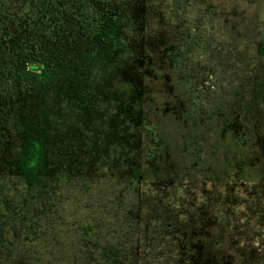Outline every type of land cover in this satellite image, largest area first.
<instances>
[{
    "label": "trees",
    "instance_id": "trees-1",
    "mask_svg": "<svg viewBox=\"0 0 264 264\" xmlns=\"http://www.w3.org/2000/svg\"><path fill=\"white\" fill-rule=\"evenodd\" d=\"M159 5L0 0V264H205L206 235L217 226L233 234L235 264L238 258L239 264H264V182H242L255 158L241 151L256 147L264 156V59L244 71L238 91L220 79L212 84V75L197 66L194 108L208 115L216 143L229 149L233 182L167 198L180 191L168 180L159 182L164 198L132 206L125 200L124 185L142 190L149 169L171 162L157 125L143 102H135L154 76L153 46L169 67L187 62L179 47L147 36ZM111 73L132 96L113 102L106 121ZM58 97L68 101L75 119L64 118L54 129L47 102ZM138 142L141 154L132 148ZM197 144L186 140L182 150ZM203 150L195 154L196 169L210 164ZM142 153L144 170L134 173ZM47 170L65 177L67 194L85 211L66 239L54 226V207L35 194ZM211 171L226 173L224 166Z\"/></svg>",
    "mask_w": 264,
    "mask_h": 264
},
{
    "label": "rangeland",
    "instance_id": "rangeland-1",
    "mask_svg": "<svg viewBox=\"0 0 264 264\" xmlns=\"http://www.w3.org/2000/svg\"><path fill=\"white\" fill-rule=\"evenodd\" d=\"M159 1L155 17L148 21L147 36L150 40L158 38L165 46L179 47L187 56V62L179 67H169L162 60L157 46H153L154 76L144 81L142 99L135 102H143L147 117L157 125L171 162L169 166L161 164V168H158L160 162L158 166L149 169L142 190H137L133 185L129 187L124 185L127 194L125 200L131 206L144 198L145 203L157 201L156 198H164L159 182L169 180L174 188H180L179 193L172 191L167 194V198L172 194L173 197H183L188 191L201 190L204 185L208 188L226 187L228 183L233 182L235 171L232 172L233 167H229L225 160L229 149L224 143H216L217 133L208 115L194 108V100L198 96L195 86V76L198 75L196 71L199 68L204 76L212 75L210 77L212 84L220 79L221 86L229 91H238L241 78L245 75L244 71L253 69L259 60L264 59V54L260 53L264 48V0ZM241 54L245 60L244 64L240 61ZM203 66L207 67L201 70ZM108 77L111 82L107 95L112 100L103 106L106 121L113 113V102H129L132 96L130 86L115 78L113 73ZM49 101L47 103L51 112L48 121H52L54 129L64 122V118L75 119V113L69 109L65 98H50ZM57 101L63 103L59 104ZM191 139L198 144L184 153L182 144ZM206 142L208 143L204 147ZM203 147L208 151V155H211L207 158L210 164L206 168L196 169V161L199 159L195 154L202 151ZM132 148L136 154H141V142L134 144ZM241 151L245 156L255 158L254 165L244 170L242 182L256 184L264 182L262 153L259 154L256 147L244 148ZM134 155L133 152L132 156ZM143 155L142 153L134 173L142 168L138 171L142 174L145 167ZM28 157L30 160L33 159L30 155ZM223 166L226 173L221 176L217 172L212 173L213 167ZM42 179L35 187V194L45 197L47 205L54 207V226L57 233L66 239L68 232L70 235V231L77 227L75 224L84 217L82 203L74 202L76 199L67 194L69 184L64 176L47 170ZM145 208L148 209V206ZM48 227L49 234L54 235L52 227L49 224ZM206 236L209 237L206 240L205 264H235L236 251L231 241L233 234L229 230L223 232L218 226L213 227ZM66 244H70L69 239ZM54 264L59 262L55 261Z\"/></svg>",
    "mask_w": 264,
    "mask_h": 264
}]
</instances>
